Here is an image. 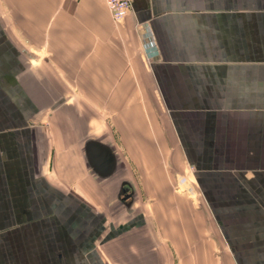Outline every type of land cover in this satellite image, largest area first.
I'll use <instances>...</instances> for the list:
<instances>
[{
	"label": "crops",
	"instance_id": "obj_1",
	"mask_svg": "<svg viewBox=\"0 0 264 264\" xmlns=\"http://www.w3.org/2000/svg\"><path fill=\"white\" fill-rule=\"evenodd\" d=\"M117 30L104 0H0V264L131 263L137 221L111 224L110 204L143 222L140 196L168 206L172 148L216 226L163 227L160 245L176 264H264V0H133ZM138 89L166 109L158 142Z\"/></svg>",
	"mask_w": 264,
	"mask_h": 264
},
{
	"label": "rangeland",
	"instance_id": "obj_2",
	"mask_svg": "<svg viewBox=\"0 0 264 264\" xmlns=\"http://www.w3.org/2000/svg\"><path fill=\"white\" fill-rule=\"evenodd\" d=\"M113 25L117 30L119 24ZM138 46L139 48L135 49L136 54H139L138 52L140 51L141 53L143 52V45L142 42L140 44V38ZM47 91L42 89L41 99L46 100L48 98ZM40 105L45 106L42 103ZM25 106L27 109H29L28 105ZM84 106L88 107L90 111L98 115L96 127L98 128V131H101L99 133H102L100 134V137L110 142L119 144L120 146H124V143L121 141L120 137L118 135L114 136L112 132V127L110 126L112 125V119L114 117V111L112 110V106H109L108 104L95 103L87 104ZM74 107L76 108V111H79L77 109H80V105L74 104ZM136 107L139 120L142 123L146 122L148 124V127L150 128L154 127L153 123L155 124L156 122H161V120L159 119L160 116L166 114V109L164 105L158 103L155 96L153 95V92L148 96L144 95V97H141L140 91L138 89V103L136 104ZM150 133L152 134V137L155 142L161 140L159 135L157 134L158 132L155 129L152 128L150 130ZM143 139V136L138 135L139 141H142ZM171 151L168 152L167 157H163L162 154L160 155V160L162 161L161 165L164 167V170L159 171V175L164 176L166 178L168 189L169 191H171V194L173 196H170V199H168V206H166L165 201H162V199L158 200L152 206L153 201L143 199V195L140 196L138 202V211H140L141 209L142 212L145 213V215L143 216V222V220L140 221L141 217H137V220L135 221L133 219L128 220V217L124 214L122 208L116 209L114 207L113 202L110 204L109 209H112V211L115 212L113 219L111 218V224H115L116 226L118 224H124L125 222H131L130 224H133L137 221L136 235L135 231H132L128 234L122 233L120 235L121 239H119V241L123 240L124 242L121 241L122 243H127L129 242V240H131L132 242L136 237V247L130 248V250L128 248L122 249L123 251H125L123 256L126 259H129L131 262L125 264H166V257L168 258L169 256L170 258H172V256L175 258L173 263L171 261L168 264H176V248H164L163 245H160V242L156 238H160L163 227L166 228V226H168L169 230L173 229L174 231L170 230L171 234L179 239V237L183 238V233H181L180 231L183 224L187 225L188 228L190 224L199 225L201 226V229L206 228L207 236L210 235L208 229H213V225L216 226L215 220L211 213V209L209 208L208 201L205 199L201 189L193 181V173L195 171L194 166L192 164H188L185 159H180L181 161H177L173 148ZM38 188L42 189V186H39ZM214 203L220 209V214H223L224 211H222L223 209L221 210V206H223L224 208L223 201L214 200ZM107 207L109 206L107 205ZM143 223L145 224V226H142L144 228L140 226V224ZM140 228H142V231H140ZM188 228L186 227V229ZM143 229H147V238H144L145 236L143 237V235L145 234L143 232ZM128 235L132 238L130 239ZM187 236L189 239L191 236V232L187 231L185 238H187ZM28 239H30V237H28ZM110 243L111 242H109L106 246L109 248V250H112V243Z\"/></svg>",
	"mask_w": 264,
	"mask_h": 264
},
{
	"label": "built area",
	"instance_id": "obj_3",
	"mask_svg": "<svg viewBox=\"0 0 264 264\" xmlns=\"http://www.w3.org/2000/svg\"><path fill=\"white\" fill-rule=\"evenodd\" d=\"M112 23L118 25L132 10L133 0H104Z\"/></svg>",
	"mask_w": 264,
	"mask_h": 264
}]
</instances>
